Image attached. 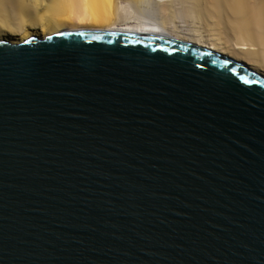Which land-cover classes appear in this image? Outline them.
Instances as JSON below:
<instances>
[{"label": "water", "instance_id": "1", "mask_svg": "<svg viewBox=\"0 0 264 264\" xmlns=\"http://www.w3.org/2000/svg\"><path fill=\"white\" fill-rule=\"evenodd\" d=\"M0 264H264V75L166 35L0 41Z\"/></svg>", "mask_w": 264, "mask_h": 264}, {"label": "bare ground", "instance_id": "2", "mask_svg": "<svg viewBox=\"0 0 264 264\" xmlns=\"http://www.w3.org/2000/svg\"><path fill=\"white\" fill-rule=\"evenodd\" d=\"M210 1L49 0V2L38 1L31 6L20 0H0V41L18 43L33 37L43 39L61 32L78 30L166 35L215 49L264 75V8L260 7V10L256 7L245 17L235 16V21L228 15L229 22L231 20L235 22V28L231 26L233 22L228 23L224 19L225 11L221 14L222 17L215 15L218 22H222V19V23L226 22L223 24L226 27L218 25L220 31L217 34L211 32L210 23H204L206 24L202 26L204 31L194 22L197 20L192 19L193 15L197 16L198 13L199 16L200 14L203 16L208 9L210 10V3L208 5ZM211 4L213 5L210 7L214 6L213 1ZM232 4L234 5V2ZM235 9L236 15L240 9ZM215 10L217 13V9ZM211 12L208 11V14ZM233 14H230L231 17L234 16ZM256 46L259 50L254 49Z\"/></svg>", "mask_w": 264, "mask_h": 264}, {"label": "rangeland", "instance_id": "3", "mask_svg": "<svg viewBox=\"0 0 264 264\" xmlns=\"http://www.w3.org/2000/svg\"><path fill=\"white\" fill-rule=\"evenodd\" d=\"M21 1H22L23 3H28V5H31V6H33L35 2L38 3V1H39V2H42V1H43V2H44V1H45V2H46V1L49 2V0H20V2H21ZM50 1H51V0H50ZM212 1L214 2V6H211V7H210V5H213V4H211ZM239 1H240V0H236V1H235V0H233V1H232V0H231V1H230V0H224V1H223V0H211L210 2H208V5H209V3H210V5H209L210 10H209V9L207 10V12H206L207 14L204 13V15H203L204 17H203L202 14L199 13L200 16H201V17H200V16L198 15V13H197V16H195L196 14L193 15V18H192V19H193V20H197V21H194V22L196 23V25L198 24L197 26L200 25V26H199L200 29H203V30H204V27H202V26H205V25H206V24L204 25V23H207V22L210 23V25H212V26H210V30H211V32H212V33H217V34H219L220 29H219V26H218V25L221 24V25H220V27H221V26H222L223 24H225L226 22H225V23H222V22H223V19H222V18H220V19H222V22H220V21L218 22L217 19H215V15H216L217 17H222L221 14L225 11L226 13L224 12L223 17H225V16H226V17H225L224 19L227 20L228 23L233 22V24H232L231 26L234 27V23H235V22H234V21H235V20H234V17H235V16H240V15L243 16V15H244V17H245L246 14H249V15H250V11H251L252 9H256V7H257V8L259 7L258 9H260V7H261V9L264 8V0H241L240 3H238ZM233 2H234V5H237V6H238V8H237V6H234V5L232 4ZM235 2L238 3V4H236ZM29 3H30V4H29ZM216 4H217V5H216ZM36 5H37V4H36ZM221 6H222V7H221ZM239 6H240V7H239ZM252 6H253L254 8H252ZM217 7H218V8H217ZM224 7H225V8H224ZM211 8L214 9V10H212ZM233 8H234V9H235V8H236V9H240L239 13L235 15V11H234ZM249 8H250V9H249ZM215 9H217V11H218L217 13H216V10H215ZM225 9H226V10H225ZM230 9H231L232 11H231ZM236 9H235V10H236ZM242 9H243V10H242ZM247 9H248V10H247ZM261 9H260V10H261ZM208 11H212V12H211L210 14H208ZM230 11H231V12H230ZM243 11H244L245 13H244ZM213 12H215V13H213ZM232 12H234V14H233ZM212 13H213V14H212ZM241 13H242V14H241ZM205 14H206V15H205ZM226 14H227V15H226ZM230 14H233L234 16L231 17L232 15H230ZM207 15H209V16L211 15L210 18H209V16L206 18L205 16H207ZM220 15H221V16H220ZM228 15H229L230 19H233L234 21L231 20V22H229L230 19L228 18ZM212 16H214V18H213ZM242 16H241V17H242ZM202 17H203V18H202ZM194 18H195V19H194ZM208 18H209V19H208ZM212 18H213L214 20H213ZM220 19H218V20H220ZM200 20H201V21H200ZM207 20H209V21H207ZM215 21H216V23H214ZM197 22H198V23H197ZM201 22H203V23H201ZM208 23H207V24H208ZM213 23H214V24H213ZM228 23H227V25H228ZM223 26H225V25H223ZM223 26H222V27H223ZM229 26H230V25H229ZM229 26H227V28H229ZM225 27H226V26H225ZM235 27H236V25H235ZM235 27H234V28H235ZM218 29H219V30H218ZM230 29H231V27H230ZM230 29H229V30H230ZM232 29H233V28H232ZM204 31H205V30H204ZM231 31H233V30H231ZM231 33H232V32H231ZM257 48H258V47L256 46L254 49H255V50H259V49H257ZM256 52H257V51H256ZM258 54H259V52H258Z\"/></svg>", "mask_w": 264, "mask_h": 264}]
</instances>
